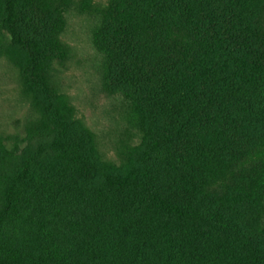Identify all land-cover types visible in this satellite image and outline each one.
I'll use <instances>...</instances> for the list:
<instances>
[{
  "label": "trees",
  "instance_id": "trees-1",
  "mask_svg": "<svg viewBox=\"0 0 264 264\" xmlns=\"http://www.w3.org/2000/svg\"><path fill=\"white\" fill-rule=\"evenodd\" d=\"M91 3L140 141L105 160L54 87L71 0H0L42 119L0 136V264H264V0Z\"/></svg>",
  "mask_w": 264,
  "mask_h": 264
},
{
  "label": "rangeland",
  "instance_id": "rangeland-1",
  "mask_svg": "<svg viewBox=\"0 0 264 264\" xmlns=\"http://www.w3.org/2000/svg\"><path fill=\"white\" fill-rule=\"evenodd\" d=\"M81 1L71 0L68 28L62 35L69 53L66 59L55 62L52 80L76 117L95 133L101 156L119 163L123 150L139 143L141 133L123 97L103 89V60L93 43L97 19L91 9H81ZM91 2L103 7L108 0ZM41 121L36 100L23 85L13 56L0 51V136L10 145L22 143L31 127Z\"/></svg>",
  "mask_w": 264,
  "mask_h": 264
}]
</instances>
